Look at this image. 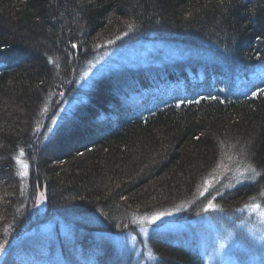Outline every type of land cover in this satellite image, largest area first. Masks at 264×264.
Wrapping results in <instances>:
<instances>
[{"label":"trees","instance_id":"16d2710c","mask_svg":"<svg viewBox=\"0 0 264 264\" xmlns=\"http://www.w3.org/2000/svg\"><path fill=\"white\" fill-rule=\"evenodd\" d=\"M147 41L196 54L97 67ZM92 68L100 72L80 85ZM260 68L264 0H0V264H55L21 251L37 238L43 253L57 246L64 264H129L107 237L138 218L179 207L189 217L213 197L220 212H264V76L231 92ZM136 149L149 150L144 164ZM249 164L259 176L211 188ZM33 191L44 192L53 238H24ZM36 222L37 231L46 224ZM147 246L155 264H203L169 235H149Z\"/></svg>","mask_w":264,"mask_h":264},{"label":"rangeland","instance_id":"374dc122","mask_svg":"<svg viewBox=\"0 0 264 264\" xmlns=\"http://www.w3.org/2000/svg\"><path fill=\"white\" fill-rule=\"evenodd\" d=\"M125 46L127 47L123 48L121 51L114 50L110 54L108 53V55L99 61L100 63L97 67L100 68L102 63L105 64L102 68L106 69L107 66H109L107 70L114 69L111 67L116 63L118 64L121 62L120 65H122L134 59L137 61L147 60L152 62V64H163L185 57H194V54H196L187 48L157 41L136 42ZM110 63L112 65H109ZM99 72V70L97 71L92 68L91 71L85 73L84 78L80 81V85H83L85 78L87 81ZM263 76L264 68H260L251 73L248 78L238 81L232 87V94H243L247 90H250ZM67 89L68 85L64 87L59 98L62 99L64 97ZM12 99L16 103H20L17 96H12ZM15 109L20 111L22 106L17 105ZM52 118L51 124L53 120H56L55 116ZM52 127L54 126H51V128ZM81 142V139L74 140L70 142L69 146L77 147L82 144ZM132 152L133 159L140 165L148 160L149 150L144 149L139 153L140 150L136 149ZM153 161L154 159H152V162ZM18 168L19 172L22 171L20 164H18ZM60 175H62V173ZM224 176V180H219V178ZM246 176L249 178L251 175L246 173ZM238 179H242L239 177L238 172L233 173L227 178L225 173H223L215 177V180L211 183V188L216 186L218 182L219 184L221 182L222 190H225L232 186V184L238 183ZM58 182H62L61 177L58 178ZM208 191L209 190L202 191L204 194H200L201 197ZM41 192L43 191H33L30 203V215L24 222V227L27 228L25 239L38 237L36 235L43 236V234L48 235L50 238L55 236L54 223H46L49 221L50 216L46 215L45 197L42 201H38L37 199ZM205 207L201 212L194 213L189 217L184 215L180 216L181 212L185 209L183 207L165 211L171 213V215L162 216L155 223L150 222L152 215H147L138 218L134 226L127 227L120 234L112 235L107 237V239L110 240L119 251H122L124 256L130 259L129 264H155L157 262V257L147 246L148 236L154 233L169 235L174 238L175 242L191 246L198 252L203 260V264H264V215H261L262 211L254 207L239 211L230 210L228 212H220L217 209L205 211ZM37 220L46 223L41 226L38 231L33 229V224L37 223ZM68 231L69 229L66 230L64 227L61 228L62 233ZM67 235L69 237L70 233ZM37 240L36 244H34L35 242L33 241V246L22 248L21 251L24 252L28 250L36 260L46 257L53 260L55 264H64L60 255L56 252L57 246L53 248L52 252L43 253V250L39 247L40 238H37ZM221 245H223V247H221ZM255 256H259L260 259H256ZM8 264L17 263L12 260L11 262L9 261Z\"/></svg>","mask_w":264,"mask_h":264},{"label":"snow or ice","instance_id":"6c2138e0","mask_svg":"<svg viewBox=\"0 0 264 264\" xmlns=\"http://www.w3.org/2000/svg\"><path fill=\"white\" fill-rule=\"evenodd\" d=\"M221 3H223V0H221ZM128 29H129V31L133 30V25L129 24L128 25ZM123 35H127V32L124 33ZM117 39H120V37L118 36ZM108 43H112V41H108ZM72 47L75 48L76 45L73 44ZM261 91L264 92V90H261ZM181 103H183V101H181ZM179 106H180V104H177V107H179ZM44 110L46 111V107H45ZM52 124L55 125L56 121L53 120ZM48 131L51 132L52 129L49 128ZM23 156H24V149L21 148L19 150V156H16L15 159H16L17 163L21 165L22 171H20L18 173V175H20L22 177L26 176L28 174V167H29L27 161L21 159V157H23ZM220 166H222V162H221V164L218 165V167H220ZM237 171L239 173V177L242 178V179H238V182H243L244 179L248 178L246 176V173H251L253 176H259L260 175V173L257 172V170L255 168H253L252 165H250V164L246 165L242 170L240 168H238ZM205 185H206V187H205L204 191H207L208 190V186H209V180H205ZM203 194H204V192H201V195H203ZM216 195H221V194L219 192H217ZM261 195L264 196V193H261ZM43 198H44V193L43 192L39 193V195L37 197L38 201H42ZM214 199H215V197H213V199L208 201V203H207V205L205 207V211H208L209 209H211V210H215L216 209V205L213 202ZM254 207L259 208L260 206L259 205H254ZM166 215H171V213H167V212L155 213V214L152 215V217L150 219V222L151 223H155L162 216H166ZM261 215H264V212H262ZM145 219H147V218H145ZM5 231L7 232V229H5ZM221 247H223V245H221ZM3 250H4V244H0V251H3Z\"/></svg>","mask_w":264,"mask_h":264}]
</instances>
